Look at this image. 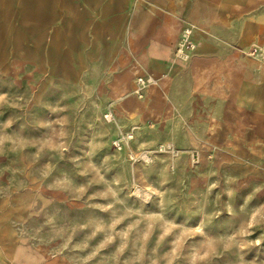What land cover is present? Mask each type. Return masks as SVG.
Masks as SVG:
<instances>
[{"label": "rangeland", "instance_id": "1", "mask_svg": "<svg viewBox=\"0 0 264 264\" xmlns=\"http://www.w3.org/2000/svg\"><path fill=\"white\" fill-rule=\"evenodd\" d=\"M225 2L205 80L126 111L102 63L0 74V264H264V0Z\"/></svg>", "mask_w": 264, "mask_h": 264}, {"label": "crops", "instance_id": "2", "mask_svg": "<svg viewBox=\"0 0 264 264\" xmlns=\"http://www.w3.org/2000/svg\"><path fill=\"white\" fill-rule=\"evenodd\" d=\"M225 1L0 0V74L73 82L102 63L112 80H128L121 95L110 92L118 111H126L138 77L162 86L188 68L205 80L200 57L212 53L213 34L228 28ZM184 25L196 47L181 62L173 49Z\"/></svg>", "mask_w": 264, "mask_h": 264}, {"label": "built area", "instance_id": "3", "mask_svg": "<svg viewBox=\"0 0 264 264\" xmlns=\"http://www.w3.org/2000/svg\"><path fill=\"white\" fill-rule=\"evenodd\" d=\"M196 44L192 39V29L189 25H184L182 27L180 37L177 40L174 50H173V55L174 58L178 61H184L188 55L194 50ZM151 78L148 77H138L136 78L135 81V88H134V95L138 99H143L145 92L147 90L148 84L150 83ZM113 117L111 114L107 115L106 118L110 119ZM131 136L127 135L124 139H130ZM120 142L115 140L113 142V145L115 148H118L120 146Z\"/></svg>", "mask_w": 264, "mask_h": 264}, {"label": "bare ground", "instance_id": "4", "mask_svg": "<svg viewBox=\"0 0 264 264\" xmlns=\"http://www.w3.org/2000/svg\"><path fill=\"white\" fill-rule=\"evenodd\" d=\"M196 47V46H195ZM195 49V48H194ZM193 51V50H192Z\"/></svg>", "mask_w": 264, "mask_h": 264}]
</instances>
